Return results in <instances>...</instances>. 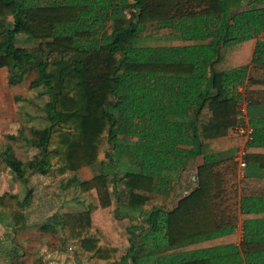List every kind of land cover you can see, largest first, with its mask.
I'll return each instance as SVG.
<instances>
[{
	"label": "trees",
	"instance_id": "16d2710c",
	"mask_svg": "<svg viewBox=\"0 0 264 264\" xmlns=\"http://www.w3.org/2000/svg\"><path fill=\"white\" fill-rule=\"evenodd\" d=\"M243 6V0H0V70L9 72L11 86L35 72L29 88L48 96L46 126L24 138L38 154L23 162L8 146L0 161L26 185L29 173L76 182L86 209L50 220L60 227L62 250H74L78 262L264 264V175L256 172L264 170V118L252 115L264 108V0ZM18 36L31 46H19ZM239 87L252 102L255 129L243 179L235 154L244 138L230 133ZM198 155L205 164L197 187L166 211L176 177ZM97 165L98 174L77 181L81 170ZM31 195L0 194L14 229L27 227ZM155 211L167 213L141 240L166 246L139 256L140 239L122 221ZM43 228L55 232L53 225Z\"/></svg>",
	"mask_w": 264,
	"mask_h": 264
},
{
	"label": "rangeland",
	"instance_id": "374dc122",
	"mask_svg": "<svg viewBox=\"0 0 264 264\" xmlns=\"http://www.w3.org/2000/svg\"><path fill=\"white\" fill-rule=\"evenodd\" d=\"M247 1L243 0L244 6ZM244 6L241 10L246 8ZM17 43L22 47H30L32 44L27 42L26 37L21 36H18ZM146 43L159 46L171 42L148 40ZM8 76L7 70H0V153L10 146L18 159L29 162L38 151L24 138L32 139V129L46 126L42 108L47 103L48 96H41L39 90L29 88L30 82L36 76L35 72L28 73L26 80L16 86L9 84ZM9 136H14L15 139ZM99 172L100 167L97 165L81 170L76 179L89 180ZM28 175L29 183L26 185L0 161V194L12 192L24 200L28 191H32L30 203L25 210L27 227L14 229L12 216L0 210V264H87L76 260L71 254L74 250H62V232L60 227L50 220L54 213L73 210L75 199L86 200V195L76 186V182H67L68 178L55 179L51 172L46 175ZM183 178L184 175H181L179 183ZM46 225H53L57 230L47 231L43 228Z\"/></svg>",
	"mask_w": 264,
	"mask_h": 264
},
{
	"label": "crops",
	"instance_id": "0c3cea01",
	"mask_svg": "<svg viewBox=\"0 0 264 264\" xmlns=\"http://www.w3.org/2000/svg\"><path fill=\"white\" fill-rule=\"evenodd\" d=\"M252 115L256 119H263L264 118V108L256 109V111H254L252 113ZM204 164H205L204 157L198 155L195 159H192L188 163L186 170H184L180 174L179 177H176L175 191H174V202L169 205V207L166 211L169 212V211L174 210L177 207L178 201L182 197L187 196L191 191H193V189H195L197 187V179H196L197 170L200 166H203ZM83 170H85V169H83ZM252 170L255 172L254 169H252ZM256 172L262 173L264 175V170H260L257 168ZM181 175H184V178L182 179V182L179 183V178L181 177ZM69 179H71V178H68L67 182L70 181ZM182 189H184V190H182ZM181 191H183L182 195H180ZM73 203H74V206H73L74 211H84L86 209L87 200H85V199H81L80 201H77L75 199V201ZM166 211L152 212V213H150L149 218H147V219L138 217V218L124 219L122 221L123 226H125V228H130V230L135 233V236L140 239L139 243H138L139 244V250L137 251L139 256L145 255L146 253H148L150 251L151 248H153V250H155V249L163 248L166 246V243H160L159 241L158 242L156 240L154 241V239H152L151 243H145V244L141 240V238H144L146 235H148V237L152 236V229H153L152 227L153 226H159L162 223L164 214L167 213ZM55 230H57V229H55ZM161 233H163V231H161ZM71 254L74 255V257H75L74 252H72Z\"/></svg>",
	"mask_w": 264,
	"mask_h": 264
},
{
	"label": "built area",
	"instance_id": "2783aa9c",
	"mask_svg": "<svg viewBox=\"0 0 264 264\" xmlns=\"http://www.w3.org/2000/svg\"><path fill=\"white\" fill-rule=\"evenodd\" d=\"M238 92L242 96L237 104L238 112V123L231 129V136L233 137H243L244 144L239 148L235 154V161L239 165L238 175L240 179L245 178L247 170V152L249 146L254 142L255 139V129L251 124L250 119V108L252 102L245 98V88L239 87ZM242 225L239 226V231L242 232Z\"/></svg>",
	"mask_w": 264,
	"mask_h": 264
}]
</instances>
